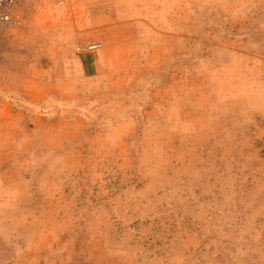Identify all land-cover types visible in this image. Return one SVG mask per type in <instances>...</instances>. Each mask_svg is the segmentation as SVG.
<instances>
[{"label": "rangeland", "instance_id": "374dc122", "mask_svg": "<svg viewBox=\"0 0 264 264\" xmlns=\"http://www.w3.org/2000/svg\"><path fill=\"white\" fill-rule=\"evenodd\" d=\"M10 10L0 264H264V0Z\"/></svg>", "mask_w": 264, "mask_h": 264}, {"label": "built area", "instance_id": "2783aa9c", "mask_svg": "<svg viewBox=\"0 0 264 264\" xmlns=\"http://www.w3.org/2000/svg\"><path fill=\"white\" fill-rule=\"evenodd\" d=\"M11 0H0V33L2 30L17 26V18L11 14ZM89 50L96 49V46H90Z\"/></svg>", "mask_w": 264, "mask_h": 264}]
</instances>
